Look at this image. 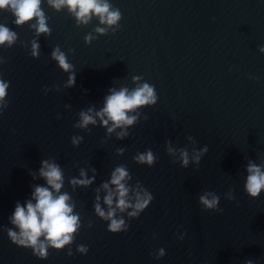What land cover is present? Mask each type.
Listing matches in <instances>:
<instances>
[{
  "label": "water",
  "instance_id": "water-1",
  "mask_svg": "<svg viewBox=\"0 0 264 264\" xmlns=\"http://www.w3.org/2000/svg\"><path fill=\"white\" fill-rule=\"evenodd\" d=\"M108 3L120 13L113 25L95 14L81 22L67 5L41 0L44 33L35 17L16 24L10 9L0 10V24L16 34L0 44V79L10 82L0 104V264H264V191L252 197L244 189L248 164L264 166V0ZM57 48L71 69L53 57ZM144 82L158 100L129 113L132 125L109 133L111 122L95 117L79 126L80 113L95 116L111 89ZM148 150L152 166L135 159ZM46 159L63 171L61 192L80 228L72 243L39 259L11 242L7 229L15 228L16 202L45 184L39 169ZM117 166L129 173L130 196L147 191L153 199L138 218L127 215L131 208L118 213L130 226L112 233L94 205L99 195L107 210L102 185ZM81 170L94 177L90 184L71 183L84 178ZM205 192L218 196L222 211L204 208Z\"/></svg>",
  "mask_w": 264,
  "mask_h": 264
},
{
  "label": "clouds",
  "instance_id": "clouds-1",
  "mask_svg": "<svg viewBox=\"0 0 264 264\" xmlns=\"http://www.w3.org/2000/svg\"><path fill=\"white\" fill-rule=\"evenodd\" d=\"M57 9L62 5H67L81 22H87L92 14L98 15L101 23L113 25L120 19V13L116 9H111L108 0H50ZM41 0H0V10L10 9L15 16L16 24H23L31 21L34 17L36 23L33 25L38 33L48 31L44 13L40 7ZM111 9V10H110ZM97 31L104 32L105 29L98 28ZM16 38L14 31L0 24V44L8 42L11 44ZM38 44L33 43V55H36ZM264 52V47L259 49ZM53 57L65 70L71 69L72 65L67 62L65 53L59 48L53 51ZM135 79V78H134ZM74 82L70 75L68 83ZM10 82L0 79V104L7 103L8 89ZM158 95L154 85L144 82L132 90L121 88L111 89L110 94L105 97L103 108L92 114V110L81 112L79 126L85 127L89 122L96 123L95 117H100L104 125H109L107 131L111 133L116 128H124L132 125L136 120L135 115H130L132 111L145 105L156 104ZM14 131V130H13ZM126 131L117 133L118 137H123ZM75 142V139L73 140ZM169 152L174 149L169 148ZM135 159L140 163H147L152 166L155 157L151 150L139 154ZM192 160L199 161L200 153L191 157ZM190 162L189 153L185 149L180 150V163L187 166ZM244 189L252 197H258L264 191V166L249 163ZM39 175L45 180V184L35 185L31 193V198L23 204L16 202L10 216L11 223L15 228H8L7 235L11 242L17 246L29 248L32 254L39 259H47L48 249H61L66 244L73 242L74 234L80 228L79 215L73 211L74 205L70 202L71 197L67 192H61L63 186V171L59 164L51 160H42ZM82 179L73 178L72 184L88 185L94 177L87 178L86 173L81 170ZM129 173L124 166H117L112 171L109 181L103 183L102 187L107 190L104 196V203L107 210L101 207L100 197L97 195L94 210L96 214L107 222V230L112 233L127 232L129 223H126L122 215L127 209L129 217L138 218L147 208L153 196L147 191H135L130 196V188L127 185ZM110 185H114L112 188ZM115 197V200H114ZM218 196L213 192H205L199 196V202L206 210L222 211L218 207ZM92 225L90 224L89 227ZM155 235V234H154ZM77 250L82 254H87L89 249L84 244L77 245ZM69 255L72 253L69 251ZM165 250L159 249V255L163 256ZM247 264H252L248 261Z\"/></svg>",
  "mask_w": 264,
  "mask_h": 264
}]
</instances>
